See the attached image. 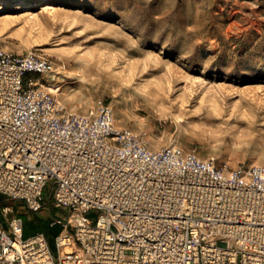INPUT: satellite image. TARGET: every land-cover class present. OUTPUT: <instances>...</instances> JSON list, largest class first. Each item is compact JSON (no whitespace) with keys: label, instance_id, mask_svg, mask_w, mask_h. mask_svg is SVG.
<instances>
[{"label":"built area","instance_id":"1","mask_svg":"<svg viewBox=\"0 0 264 264\" xmlns=\"http://www.w3.org/2000/svg\"><path fill=\"white\" fill-rule=\"evenodd\" d=\"M55 73L34 50L0 49V194L38 212L54 181L68 210L51 222L54 252L43 233L23 237L22 217L0 219V264H264V164L153 151L103 99L86 113L62 104Z\"/></svg>","mask_w":264,"mask_h":264},{"label":"rangeland","instance_id":"2","mask_svg":"<svg viewBox=\"0 0 264 264\" xmlns=\"http://www.w3.org/2000/svg\"><path fill=\"white\" fill-rule=\"evenodd\" d=\"M0 19V49L50 58L69 109L103 99L153 151L176 145L226 169L264 164V0H0ZM53 185L38 212L0 194V219L66 217Z\"/></svg>","mask_w":264,"mask_h":264},{"label":"trees","instance_id":"3","mask_svg":"<svg viewBox=\"0 0 264 264\" xmlns=\"http://www.w3.org/2000/svg\"><path fill=\"white\" fill-rule=\"evenodd\" d=\"M60 231L61 226L51 225L49 221H43L39 225H36L32 222H26L24 225L23 237L27 238L36 233H43L46 235L49 243L51 244L52 242H54L55 237L60 233Z\"/></svg>","mask_w":264,"mask_h":264},{"label":"bare ground","instance_id":"4","mask_svg":"<svg viewBox=\"0 0 264 264\" xmlns=\"http://www.w3.org/2000/svg\"><path fill=\"white\" fill-rule=\"evenodd\" d=\"M25 8H27V7H25ZM53 8V4L51 3V2H49V3H46V4H44V6H43V9H52ZM28 10V9H27ZM28 13V12H27ZM31 13V12H30ZM24 15V14H23ZM31 15V14H30ZM29 17V16H28ZM8 19H9V16H8ZM1 20V19H0Z\"/></svg>","mask_w":264,"mask_h":264}]
</instances>
